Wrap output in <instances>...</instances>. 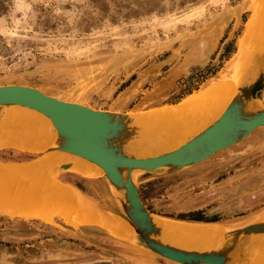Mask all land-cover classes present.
Returning <instances> with one entry per match:
<instances>
[{"label": "rangeland", "instance_id": "obj_1", "mask_svg": "<svg viewBox=\"0 0 264 264\" xmlns=\"http://www.w3.org/2000/svg\"><path fill=\"white\" fill-rule=\"evenodd\" d=\"M1 1L0 86L32 87L94 110L144 113L138 120L233 80L226 63L248 19L254 13L259 21L264 11L261 0ZM35 153L1 149L0 162L42 156ZM90 177L65 171L57 178L115 216L99 176ZM134 180L142 204L158 217L198 212L215 226L253 218L264 210V128L195 166ZM125 234L112 237L89 221L0 216V264H175Z\"/></svg>", "mask_w": 264, "mask_h": 264}, {"label": "bare ground", "instance_id": "obj_2", "mask_svg": "<svg viewBox=\"0 0 264 264\" xmlns=\"http://www.w3.org/2000/svg\"><path fill=\"white\" fill-rule=\"evenodd\" d=\"M260 16V20L256 18V22L254 13L248 19L237 42V51L226 63L224 70L234 71L233 80L224 86H219L216 82L217 84L192 93L175 106L150 112L141 120L138 118L144 113L135 116L138 126L149 135L146 140L132 144L135 154L152 156L177 148L217 119L237 93L238 87L249 81L259 68L264 69V11ZM258 105L257 99L252 100L248 102L246 110H253ZM15 107L19 112L8 113L0 122V147L29 154L45 153L37 164L0 162V215L11 219H35L49 225H53L55 220L89 221L96 223L112 237L125 236L126 229L131 241V231L133 237L134 232L127 222L120 216L115 215L119 221L114 215L99 211L97 204L82 191L81 194L73 186L59 180L53 173V166L66 160L73 162L69 169L78 176H91L90 179L100 177L101 169L87 161L80 162L76 156L66 152L57 150L46 152L55 139V130L49 120L33 110ZM22 111H27L28 114ZM44 129L47 130L46 134L49 133V138ZM48 153L52 155L46 156ZM43 166H49L43 168L49 173L42 171ZM136 173L138 171L131 173L132 178ZM245 220L215 226L152 217L153 224L160 229L158 239L161 242L179 249L198 252L220 248L226 242L224 236L226 232L247 222L264 221V210ZM119 240L122 241L121 238ZM240 252V257H237ZM234 257L237 258L233 264H263L264 236L241 239Z\"/></svg>", "mask_w": 264, "mask_h": 264}, {"label": "water", "instance_id": "obj_3", "mask_svg": "<svg viewBox=\"0 0 264 264\" xmlns=\"http://www.w3.org/2000/svg\"><path fill=\"white\" fill-rule=\"evenodd\" d=\"M263 90L264 69L259 68L249 81L238 87L217 119L177 148L152 156H138L132 148V144L149 137L135 121V116L140 114L94 110L28 86H0V122L8 113L19 112L15 106L46 117L55 130V139L46 152H66L80 162L87 161L101 169L102 175L95 181L108 192L116 208L114 214L133 229L134 239L147 253L175 264H233L241 255L240 252L234 257L241 239L264 236V221L247 222L226 232V242L216 250L198 252L173 247L158 239L160 229L152 222L155 215L139 199L134 180L137 173L133 178L131 173L169 174L195 166L241 142L254 130L264 128ZM255 99L259 102L257 108L246 110L248 102ZM72 163L71 160L57 163L53 166V173L58 177L60 173L70 171Z\"/></svg>", "mask_w": 264, "mask_h": 264}, {"label": "trees", "instance_id": "obj_4", "mask_svg": "<svg viewBox=\"0 0 264 264\" xmlns=\"http://www.w3.org/2000/svg\"><path fill=\"white\" fill-rule=\"evenodd\" d=\"M5 11H6V6L0 0V15L4 14ZM199 76H201V75H199ZM196 79H198V78H196ZM194 89H196V88H194ZM189 93H190V91L187 92L186 94H189ZM177 220H180V221L183 220V221H189V222H195V223H211V222H217L213 218H205V217H202V215L200 213H198V212H192V213H188L186 215L179 216V217H177Z\"/></svg>", "mask_w": 264, "mask_h": 264}, {"label": "crops", "instance_id": "obj_5", "mask_svg": "<svg viewBox=\"0 0 264 264\" xmlns=\"http://www.w3.org/2000/svg\"><path fill=\"white\" fill-rule=\"evenodd\" d=\"M41 147V146H40ZM39 147V148H40ZM38 148V149H39ZM4 149H7V148H5L4 147ZM39 154H41V153H39ZM42 156H39V157H37V158H35V159H33V160H30V161H27V162H7V163H15V164H21V165H24V164H34V163H36L37 164V162H38V160H40L39 158H41ZM46 167H49V166H43V167H41L42 168V171H44V172H47V173H49L48 172V170H45V169H43V168H46ZM76 189V188H75ZM78 190V189H77ZM79 191V190H78ZM80 192V191H79ZM81 193V192H80ZM82 194V193H81ZM0 216H4V215H0ZM6 217V216H5ZM21 220H27V219H21ZM29 220V219H28ZM30 220H32V219H30ZM33 220H35V219H33ZM75 220V219H74ZM36 221H38V220H36ZM72 221V220H71ZM68 222V221H67ZM41 223V222H40ZM63 223H66V222H63ZM211 223H214V224H216V223H218V222H211ZM208 224V223H207ZM70 227V226H69ZM71 228H74V227H71ZM264 264V263H263Z\"/></svg>", "mask_w": 264, "mask_h": 264}]
</instances>
